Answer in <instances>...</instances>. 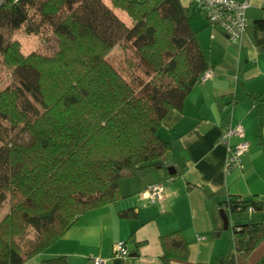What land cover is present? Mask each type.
Wrapping results in <instances>:
<instances>
[{
    "label": "trees",
    "instance_id": "1",
    "mask_svg": "<svg viewBox=\"0 0 264 264\" xmlns=\"http://www.w3.org/2000/svg\"><path fill=\"white\" fill-rule=\"evenodd\" d=\"M110 2L130 24L104 0H0V57L13 77L0 89V209L8 206L0 216V264H24L46 251L86 213L123 198V178L162 167L171 144L159 136L161 123L183 111L211 67L191 6ZM255 26L264 30V19ZM17 33L55 37L56 48L26 53ZM117 47L124 59L115 64L109 55ZM219 205L230 213L263 208L257 196ZM263 236L260 224L231 228L245 257ZM161 244L164 264L189 256L180 231Z\"/></svg>",
    "mask_w": 264,
    "mask_h": 264
},
{
    "label": "crops",
    "instance_id": "2",
    "mask_svg": "<svg viewBox=\"0 0 264 264\" xmlns=\"http://www.w3.org/2000/svg\"><path fill=\"white\" fill-rule=\"evenodd\" d=\"M247 27L239 42L209 25L195 9L191 23L216 76L198 82L187 96L183 111H170L161 123L159 136L171 144L162 167L150 168L120 181L119 201L94 209L79 218L71 229L46 251L24 264L66 256L68 264H164L161 237L180 231L189 243L187 259L171 258L168 264H264V236L247 257L234 249L231 228L260 224L264 233V0H249ZM186 6V5H185ZM242 125L248 151L241 166L228 171L227 127ZM240 142L229 140L231 147ZM169 168L174 174L169 173ZM164 182L161 199L151 202L147 188ZM253 196L261 210L230 213V228L223 229L220 202ZM130 210L134 218L119 211ZM124 241L130 255H114V245Z\"/></svg>",
    "mask_w": 264,
    "mask_h": 264
},
{
    "label": "built area",
    "instance_id": "3",
    "mask_svg": "<svg viewBox=\"0 0 264 264\" xmlns=\"http://www.w3.org/2000/svg\"><path fill=\"white\" fill-rule=\"evenodd\" d=\"M183 5L195 7L207 19L210 26L221 30L233 42H239L247 27V10L250 7L249 0H180ZM212 67L205 70L200 76V82H206L216 76ZM238 137L240 142L231 147L229 140ZM223 141L228 146V157L226 169L228 171L239 168L243 154L249 149V143L245 140V130L240 124L227 127L223 134ZM148 199L155 202L162 198L165 192L164 182L150 185L147 190ZM248 211H252L249 208ZM114 255L127 257L130 255L125 242L120 241L114 245ZM92 264H105L106 261L100 257H92Z\"/></svg>",
    "mask_w": 264,
    "mask_h": 264
},
{
    "label": "rangeland",
    "instance_id": "4",
    "mask_svg": "<svg viewBox=\"0 0 264 264\" xmlns=\"http://www.w3.org/2000/svg\"><path fill=\"white\" fill-rule=\"evenodd\" d=\"M104 2L109 5L115 13L119 16V18L124 21L126 24L131 23L130 17L127 15L126 12L115 8L110 0H104ZM192 12L199 16L198 13L195 11L194 8H192ZM15 39H17L21 43L22 51L28 53L32 50H37L41 52H52L56 48V38L52 37L50 41H45L42 36L38 35H26L23 33H17L14 36ZM109 58L111 61H113L115 64L121 59H124V56L122 54V51L119 47L114 49L110 55ZM13 81L12 72L10 69H8L6 66L2 64L1 57H0V89L3 87H6ZM8 209V206H3V208L0 209V216L4 214Z\"/></svg>",
    "mask_w": 264,
    "mask_h": 264
},
{
    "label": "water",
    "instance_id": "5",
    "mask_svg": "<svg viewBox=\"0 0 264 264\" xmlns=\"http://www.w3.org/2000/svg\"><path fill=\"white\" fill-rule=\"evenodd\" d=\"M169 173L170 174H174L175 172H173L172 169L169 168ZM220 213H221V217H222V220H223V229L224 230H228L230 228L229 216L223 210H221Z\"/></svg>",
    "mask_w": 264,
    "mask_h": 264
}]
</instances>
